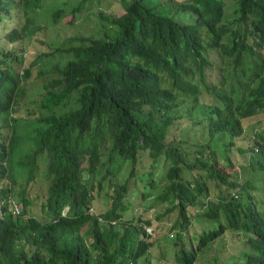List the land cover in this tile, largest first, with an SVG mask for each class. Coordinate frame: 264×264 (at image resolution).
<instances>
[{
	"label": "trees",
	"instance_id": "trees-1",
	"mask_svg": "<svg viewBox=\"0 0 264 264\" xmlns=\"http://www.w3.org/2000/svg\"><path fill=\"white\" fill-rule=\"evenodd\" d=\"M61 1L0 0V264H194L231 233L211 263L264 264V131L238 141L264 110V0H119L88 35L64 32L87 0ZM134 195L175 214L164 247Z\"/></svg>",
	"mask_w": 264,
	"mask_h": 264
},
{
	"label": "rangeland",
	"instance_id": "rangeland-1",
	"mask_svg": "<svg viewBox=\"0 0 264 264\" xmlns=\"http://www.w3.org/2000/svg\"><path fill=\"white\" fill-rule=\"evenodd\" d=\"M142 1L149 2V0H142ZM77 2H78V0H62L58 4H55L56 2H54L52 6L54 8L56 5L63 3L66 11H68V9H70L69 7L75 5ZM224 2H225V12L230 11L231 6L234 3V0H224ZM82 4H83V6L81 7V9L73 15L72 24H68L67 26H65V28H68V29L64 30L65 34H68V32H70V31H74V32L80 31L83 35H88L91 33L96 34V31H94L93 25L97 26V18L95 17L94 13L97 11H102L103 13H112V12L118 10V8L120 7V1L119 0H87L86 2L83 1ZM10 14H12V15H4L3 19L0 20V31L1 32L4 31L7 27H10L11 25H13L15 23V21L18 19V14H16L15 11H12ZM49 14H50V8L43 9L41 12L42 21H44V19H46L49 16ZM55 26L56 25H53V26L49 25V27L45 31L46 35L49 34V35H47L48 37H50L53 34V36H55V38L56 37L60 38L63 35V31L58 30V32H57L56 29L54 28ZM44 35H45L44 33L39 34V36L37 38H33L26 43V47L24 50V56H25L24 63H26L30 59V57L34 53H36L39 49H45V46L41 42H39V40H38V39H41ZM4 44L6 46L10 45L8 42H6ZM242 122H243L244 128H243L242 134L240 136H238V139H240L238 141L242 145H246L247 142H250L252 140V134H254L255 130L259 129L258 131H264V110L254 114V115L243 118ZM189 132L191 133V131H189ZM148 160H150V158L147 155H145V154L140 155V157L136 161L134 167L139 172L141 170H145V167L148 164ZM231 160H232L233 165H234V168L232 166V168H233L232 170L241 171V175H239V179H241V177H244L247 173V170L245 168L243 169L241 164H240L243 162L242 156H240V154L233 151L231 153ZM160 164H159V166H160ZM151 169H152V166H151ZM154 172H155L154 174H158V172H159V170L155 166H154ZM137 182L138 181H136V184H137ZM159 185H161V182L158 179V185L157 186H159ZM263 185H264V182H262V186ZM210 186H211V190L213 191V193L216 192L217 189L213 186V182H210ZM249 191H250V189H249ZM251 192H253V190ZM149 197H150L149 195L146 196V198H149ZM133 198L135 201V202H133L134 206L137 203V206H135L136 209L142 210L140 216L142 218H148V217L151 218L152 223L150 225L146 226V229L150 230L153 228L151 230V235L154 237H157L159 239V245L164 247V241H163L162 236L164 233L169 234L171 232V229L168 228L169 222H170L169 219L173 220L175 218V214H172V215H170V214L164 215L163 214L159 219H157L154 217V214L157 211H159V207L149 205L148 207L143 208L142 199L136 195H134ZM101 204H102V198L101 197L93 200L94 207L96 205L101 207L100 206ZM201 223H204V219L201 222L196 221L194 224H192V228L190 229V231H192V230L196 231V230L200 229ZM239 234L241 235V233H238L236 235H232V233H231V234H228L227 236H224L225 240L219 246H216L213 242L207 244L196 255V259L194 261V264H213L211 262H213L212 257H214L215 250L220 249L222 251H227L228 253H230L233 251V248L231 245L240 244V241L244 246L245 238H240V240H236ZM235 247H237V246H235ZM165 259H166V257H165ZM173 259H174V256L171 254V255H168L166 261H168L170 264H173L172 263ZM233 260H234L233 257H228V259L225 261V264H231L233 262Z\"/></svg>",
	"mask_w": 264,
	"mask_h": 264
},
{
	"label": "clouds",
	"instance_id": "clouds-1",
	"mask_svg": "<svg viewBox=\"0 0 264 264\" xmlns=\"http://www.w3.org/2000/svg\"><path fill=\"white\" fill-rule=\"evenodd\" d=\"M13 202V204H15V206H16V203L14 202V201H12Z\"/></svg>",
	"mask_w": 264,
	"mask_h": 264
},
{
	"label": "built area",
	"instance_id": "built-area-1",
	"mask_svg": "<svg viewBox=\"0 0 264 264\" xmlns=\"http://www.w3.org/2000/svg\"><path fill=\"white\" fill-rule=\"evenodd\" d=\"M13 206H14V208H16V207H15V204H14Z\"/></svg>",
	"mask_w": 264,
	"mask_h": 264
}]
</instances>
